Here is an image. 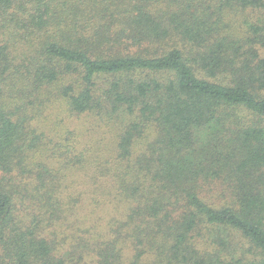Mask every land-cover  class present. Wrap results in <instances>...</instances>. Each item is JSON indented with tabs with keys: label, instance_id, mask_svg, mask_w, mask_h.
Returning <instances> with one entry per match:
<instances>
[{
	"label": "trees",
	"instance_id": "1",
	"mask_svg": "<svg viewBox=\"0 0 264 264\" xmlns=\"http://www.w3.org/2000/svg\"><path fill=\"white\" fill-rule=\"evenodd\" d=\"M263 50L264 0H0V264L264 251Z\"/></svg>",
	"mask_w": 264,
	"mask_h": 264
},
{
	"label": "rangeland",
	"instance_id": "2",
	"mask_svg": "<svg viewBox=\"0 0 264 264\" xmlns=\"http://www.w3.org/2000/svg\"><path fill=\"white\" fill-rule=\"evenodd\" d=\"M65 115L63 114V118H66L65 119L66 125L67 127L70 128L72 127L83 128L88 124V122H92L93 120L87 118L80 119L77 117H72L69 116L68 113H65ZM249 118L252 119L251 116H249ZM54 120L56 121V123L59 121V119L57 120L54 119ZM41 125L45 126L43 129L50 132L48 127H50L53 124L47 125L46 123L45 124L41 123ZM91 129L92 131H90ZM91 129L85 133L86 140L89 142L93 141L92 135H94L95 133H99V132L104 133L102 127H98L97 129L95 128H91ZM208 129L209 128L201 129L196 132L197 142L200 143V145L205 143L210 138L211 131ZM61 130L64 131V128L56 124V131L54 133L56 134ZM57 139L58 138L56 136H49L48 138V140H54V141H57ZM215 232L216 231H214L212 227L209 228V225L200 224L196 231V245L197 248L200 250V252L202 251L201 252L202 254H205L204 251L215 253L214 255L218 261V264H237L239 262L240 264H246L249 262H256L264 259V251L261 248H258L255 244H253L252 241L248 237L243 235L242 232L230 228L226 230L220 229V234L217 233L215 234ZM212 234L214 236L217 235L218 240L213 239L214 236L212 237ZM76 242L77 241H75L74 244ZM70 245L68 246L69 248ZM81 248L78 249L75 248V249H77V252L79 253ZM70 252H71L70 249L66 250V254Z\"/></svg>",
	"mask_w": 264,
	"mask_h": 264
}]
</instances>
